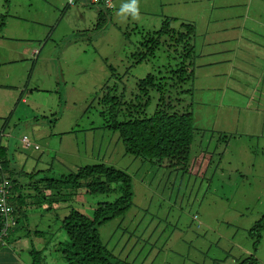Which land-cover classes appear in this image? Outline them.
<instances>
[{
  "label": "rangeland",
  "instance_id": "1",
  "mask_svg": "<svg viewBox=\"0 0 264 264\" xmlns=\"http://www.w3.org/2000/svg\"><path fill=\"white\" fill-rule=\"evenodd\" d=\"M240 1L135 0L133 15L121 11L133 0H122L116 9H102L104 20L96 28V7L81 1L70 6L68 0H0V148L7 150L17 173H38L37 181L45 174L57 179L100 164L128 174L134 190L131 208L98 230L114 260L264 264V231L256 250L247 234L264 217V43L252 40L255 34L251 41H239L234 30L248 17L227 16L235 15ZM249 2L251 12L264 13V0ZM167 19L174 20L175 30L186 23L197 28L195 79L179 89L191 93L180 98L175 90L170 93L180 100L176 111L193 117L185 171L126 155L97 105L105 85L130 92L146 76L175 65L166 46L145 63L133 65L131 58L143 37ZM258 35L264 41V32ZM227 54L229 66L220 61ZM222 76L227 80L223 91H208L207 86L222 84ZM149 98L148 114L159 103L158 94ZM23 182L27 193L30 181ZM77 193L65 204L55 196L42 206L28 202L23 224L46 233L42 246L34 241L42 248L43 264H67L59 252L68 241L61 222L69 212L90 217L105 200Z\"/></svg>",
  "mask_w": 264,
  "mask_h": 264
},
{
  "label": "trees",
  "instance_id": "2",
  "mask_svg": "<svg viewBox=\"0 0 264 264\" xmlns=\"http://www.w3.org/2000/svg\"><path fill=\"white\" fill-rule=\"evenodd\" d=\"M78 1L96 7L99 23L96 28L101 27L100 21L104 20L102 9L108 12L113 7L104 4L94 6L84 0H74L72 5ZM237 5L232 11L235 14L232 18L239 14H263L259 9L251 12L253 5L249 0H241ZM172 22L174 20H164L158 31L147 33L131 58L133 65L145 63L155 56L160 46H166L168 57L174 59L175 65L163 69V72L159 71L157 75L146 76L130 92L125 87L119 90L117 85L112 88L105 85L97 98V105L100 115L107 120L108 128L118 133L126 155L149 162L157 168L185 171L190 164L194 136L193 117L190 112L176 111V104L180 100L170 98V93L175 90L178 98L191 93V90L182 92L179 89L187 83H193L195 79V62L199 58L194 45L197 28L192 23H186L179 25V30H175L171 26ZM152 94H158L159 103L154 112L148 114L147 110L151 105L149 96ZM6 152L5 148H0V186L6 189L7 205V208H0V234L4 231L6 233L0 243L1 249L10 248L21 228L25 233L32 232L28 224H23V220L27 218L25 210L29 206V200L33 201L31 205L42 206V202H48L49 198L55 196L64 199L65 204L73 197L72 194L77 195L81 191L93 196H104L105 200L97 205L90 217L71 210L64 218L61 228L68 241L60 248V257L67 264H123L114 260L106 251L98 230L103 224L122 217L131 208L134 190L128 174L100 164L81 168L74 174L63 175L57 179L45 174L37 181L33 177L38 173H17L6 158ZM24 179L30 181L25 185L29 189L27 193L22 190L24 186L20 185ZM113 195L115 199L109 202L106 197ZM5 209H8L7 215L4 214ZM263 231L264 217L247 233L253 240L255 250L261 243ZM33 234L40 238L46 235L37 231ZM33 252H30L31 264H42V253L35 249ZM252 258L250 260L254 261ZM244 262L241 264H245Z\"/></svg>",
  "mask_w": 264,
  "mask_h": 264
},
{
  "label": "crops",
  "instance_id": "3",
  "mask_svg": "<svg viewBox=\"0 0 264 264\" xmlns=\"http://www.w3.org/2000/svg\"><path fill=\"white\" fill-rule=\"evenodd\" d=\"M121 1L122 0L116 1L115 2L116 7H114L115 3L113 4V7L116 9L120 5ZM113 7H112V10H113ZM260 15H264V13L263 14L255 13L254 16L246 15V17H248L246 19L248 24H247V22H245L244 24H242V27L237 28L234 31L235 33H237V35H238L237 37L241 36L238 38V39H240L239 41H241L242 39L244 40V42L251 41V40H249L250 35L255 34V37L252 40H257V41L264 43V41H262L258 35L259 33L264 32V16L261 17ZM227 18L231 19L232 16L229 15V16H227ZM224 49H225L224 51L228 50L227 48H224ZM235 50H238V45L236 46ZM260 53H262V52H257V54H255V55H260ZM32 54H33V57L35 58V56L37 55V50L32 49ZM234 54H237V53L235 52ZM251 56L255 60L260 58V57L254 56L252 54H251ZM245 57H248V53L245 54ZM220 61L223 62V64H226L227 66H229V64L231 62L230 55L227 54V58H224ZM223 77L224 76L221 77L222 78V84L219 87L207 86V90L208 91H211V90L223 91L224 84L227 82V80ZM22 101L24 102L25 99H22ZM12 236H13V234H12ZM15 239H16L15 242H13L11 244L9 249H1L0 248V264H31L32 256L30 255V252L34 253L33 250L36 247L34 241H36L39 246H42V244H40V241L42 238L33 234V232L32 233H25L24 232L23 234L19 233L15 237ZM28 243L30 245L29 248H28ZM39 246L36 247L38 251H40V249H42V248H39ZM24 251H26V252L24 253ZM42 257H43V263H44L46 259L44 256H42ZM52 261L56 262L55 257L52 258Z\"/></svg>",
  "mask_w": 264,
  "mask_h": 264
},
{
  "label": "built area",
  "instance_id": "4",
  "mask_svg": "<svg viewBox=\"0 0 264 264\" xmlns=\"http://www.w3.org/2000/svg\"><path fill=\"white\" fill-rule=\"evenodd\" d=\"M74 0H69L70 3H73ZM90 4L98 5V4H104L105 6L111 7L114 0H87ZM26 145L28 146L29 143L27 142V139L24 138ZM1 189V186H0ZM2 205V203L0 204ZM6 233L0 234V243H2V240Z\"/></svg>",
  "mask_w": 264,
  "mask_h": 264
},
{
  "label": "bare ground",
  "instance_id": "5",
  "mask_svg": "<svg viewBox=\"0 0 264 264\" xmlns=\"http://www.w3.org/2000/svg\"><path fill=\"white\" fill-rule=\"evenodd\" d=\"M87 4H90L87 0H84ZM115 1H117V0H114L113 1V3H112V5L114 4V2ZM68 2H69V0H68ZM70 3V2H69ZM69 5H72V3H70ZM92 5H94V4H92ZM112 5H111V7H112ZM94 6H96V5H94ZM5 195H6V189L3 187V186H1V189H0V197H1V199H0V204L2 203V205H0V208H7V205H6V198H5ZM3 210V209H2ZM4 214L5 215H7L8 214V209H5L4 210ZM6 220V219H5ZM7 221V220H6ZM4 233H5V231H4Z\"/></svg>",
  "mask_w": 264,
  "mask_h": 264
},
{
  "label": "clouds",
  "instance_id": "6",
  "mask_svg": "<svg viewBox=\"0 0 264 264\" xmlns=\"http://www.w3.org/2000/svg\"><path fill=\"white\" fill-rule=\"evenodd\" d=\"M122 12H131L133 15L136 13V6H135V0H133V3L126 4L121 9Z\"/></svg>",
  "mask_w": 264,
  "mask_h": 264
}]
</instances>
